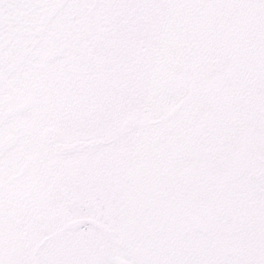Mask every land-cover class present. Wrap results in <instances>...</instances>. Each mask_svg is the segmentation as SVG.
<instances>
[{
  "label": "snow or ice",
  "instance_id": "obj_1",
  "mask_svg": "<svg viewBox=\"0 0 264 264\" xmlns=\"http://www.w3.org/2000/svg\"><path fill=\"white\" fill-rule=\"evenodd\" d=\"M0 264H264V0H0Z\"/></svg>",
  "mask_w": 264,
  "mask_h": 264
}]
</instances>
